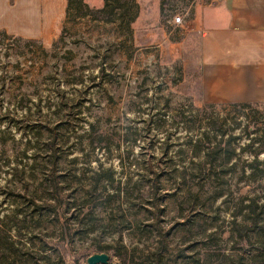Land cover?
Wrapping results in <instances>:
<instances>
[{"label":"rangeland","instance_id":"rangeland-1","mask_svg":"<svg viewBox=\"0 0 264 264\" xmlns=\"http://www.w3.org/2000/svg\"><path fill=\"white\" fill-rule=\"evenodd\" d=\"M135 1L129 25L120 12L94 19L102 0H82L92 12L73 18L77 4L65 0L46 35L0 39V222L40 264H86L101 252L107 264H264V176L182 184L168 171L203 158L174 117L180 104L204 105L199 35L172 17L220 0ZM211 103L229 128L264 127V102ZM247 141L233 145V161L253 158L239 152Z\"/></svg>","mask_w":264,"mask_h":264},{"label":"crops","instance_id":"crops-1","mask_svg":"<svg viewBox=\"0 0 264 264\" xmlns=\"http://www.w3.org/2000/svg\"><path fill=\"white\" fill-rule=\"evenodd\" d=\"M52 0H0V30L46 35ZM199 35V86L203 102H264V0H220L193 16Z\"/></svg>","mask_w":264,"mask_h":264},{"label":"trees","instance_id":"trees-1","mask_svg":"<svg viewBox=\"0 0 264 264\" xmlns=\"http://www.w3.org/2000/svg\"><path fill=\"white\" fill-rule=\"evenodd\" d=\"M102 1V7L96 11L101 13L102 17H94V19L100 18L106 22H111L113 21L111 15L120 12L121 16L128 15L125 23L129 25L137 15L138 7L135 0ZM81 2L82 0H68V10L71 9L72 3L77 4L74 7L76 12L73 14V18L91 14L92 10L90 9L81 11ZM86 8L88 7L86 6ZM65 31L66 27H63L60 37L53 41V46H59ZM7 36L9 34L4 30H0V39ZM15 38L21 40V37ZM26 42L41 44L36 39H26ZM216 104L204 102L202 107H197L190 103L187 108H183L181 104L176 108L174 114L175 124L176 126L180 125L185 130L184 144L188 145L187 148L192 154H203L201 160L172 165V168L168 170L169 174L178 177L180 179L179 183L186 184L192 178L196 182L209 178L225 180L234 174H239L240 178L247 177L250 179L264 176V156L262 159L256 158L259 153H264V127L260 128L252 121L254 126L251 129H249V124L243 125L239 122H233L229 128L226 124L227 119L218 117L217 111H215ZM226 105L233 108L248 107L251 102H227ZM89 126L92 125L89 124ZM237 128L241 132L233 134L232 131ZM258 132H261V134ZM243 138L248 139V141L238 147L239 152H249L253 155V158L239 164L236 160H232L237 155L233 145L240 142ZM255 142L258 143L257 147H253ZM178 151L182 152L183 149H178ZM51 182V186L55 191L60 188L55 181ZM219 185L220 183H217V186ZM95 189L96 184H93L86 191V196L90 198L89 200L94 198L92 192ZM221 192L222 190L218 191L217 195H220ZM60 205L61 203H58V207ZM250 205L251 203H248L246 206L249 207ZM233 215H236V213L234 212ZM232 221H235V217L232 218ZM11 228L12 226L8 223L0 222V264H40L39 257H36V251H33L31 243L25 241L22 236L13 238ZM18 235H21L19 231ZM65 239L68 240V235L67 237L65 236Z\"/></svg>","mask_w":264,"mask_h":264},{"label":"water","instance_id":"water-1","mask_svg":"<svg viewBox=\"0 0 264 264\" xmlns=\"http://www.w3.org/2000/svg\"><path fill=\"white\" fill-rule=\"evenodd\" d=\"M109 256L107 253H94L86 258V264H107Z\"/></svg>","mask_w":264,"mask_h":264},{"label":"built area","instance_id":"built-area-1","mask_svg":"<svg viewBox=\"0 0 264 264\" xmlns=\"http://www.w3.org/2000/svg\"><path fill=\"white\" fill-rule=\"evenodd\" d=\"M172 22L175 25H178L180 27H184V26L185 27H187V26L189 27L190 19L189 20H184L180 14H176V15H173Z\"/></svg>","mask_w":264,"mask_h":264}]
</instances>
